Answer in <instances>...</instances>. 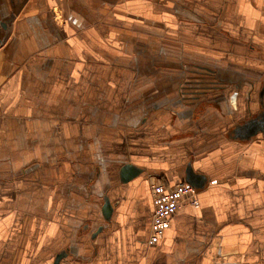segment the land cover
I'll list each match as a JSON object with an SVG mask.
<instances>
[{
    "label": "crops",
    "instance_id": "0c3cea01",
    "mask_svg": "<svg viewBox=\"0 0 264 264\" xmlns=\"http://www.w3.org/2000/svg\"><path fill=\"white\" fill-rule=\"evenodd\" d=\"M260 117L264 0H0V264H264Z\"/></svg>",
    "mask_w": 264,
    "mask_h": 264
},
{
    "label": "built area",
    "instance_id": "2783aa9c",
    "mask_svg": "<svg viewBox=\"0 0 264 264\" xmlns=\"http://www.w3.org/2000/svg\"><path fill=\"white\" fill-rule=\"evenodd\" d=\"M56 4L60 0H52ZM154 212L149 236L150 243H157L170 225L171 218L185 203L199 204L198 189L187 182L166 185L160 178L150 183Z\"/></svg>",
    "mask_w": 264,
    "mask_h": 264
},
{
    "label": "water",
    "instance_id": "95a60500",
    "mask_svg": "<svg viewBox=\"0 0 264 264\" xmlns=\"http://www.w3.org/2000/svg\"><path fill=\"white\" fill-rule=\"evenodd\" d=\"M242 133H245L247 137L258 134L259 132H264V117H260L259 119H253L245 123L240 129ZM184 182H187L198 190L203 188L206 184V178L203 175L197 174L192 171V169L187 170L186 178Z\"/></svg>",
    "mask_w": 264,
    "mask_h": 264
},
{
    "label": "rangeland",
    "instance_id": "374dc122",
    "mask_svg": "<svg viewBox=\"0 0 264 264\" xmlns=\"http://www.w3.org/2000/svg\"><path fill=\"white\" fill-rule=\"evenodd\" d=\"M217 38H218V37H216L215 34H214V39H213V41H214V42H217V45L220 46V40H216ZM215 52H217V51H216V50H213V51H212V53H213L214 55H217ZM217 57H218V56H217Z\"/></svg>",
    "mask_w": 264,
    "mask_h": 264
}]
</instances>
